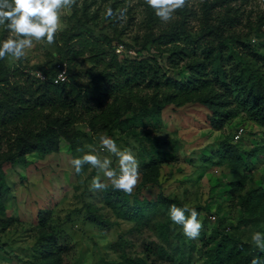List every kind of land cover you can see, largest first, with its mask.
<instances>
[{
	"label": "rangeland",
	"instance_id": "374dc122",
	"mask_svg": "<svg viewBox=\"0 0 264 264\" xmlns=\"http://www.w3.org/2000/svg\"><path fill=\"white\" fill-rule=\"evenodd\" d=\"M108 7L115 12L122 9L126 12L122 18L106 19ZM75 17L84 20L93 34L106 35L119 58L152 53L177 79L188 77V59H177L171 44L163 46L162 50L167 51L158 56L147 40L172 30H180L182 36L183 30L196 37L205 21L219 25L222 34L217 40L222 44L221 55L229 56L232 64L247 68L264 81V64L252 59L243 47L246 44L264 56V0H229L228 3L188 0V5L168 23L156 18L143 0H77L72 9L62 10L58 32L70 28ZM11 36V32L0 26V41ZM176 44L183 46V41ZM61 57L56 44L40 41L26 50L25 58L4 61L8 71L16 68L32 75L51 69ZM67 66L70 72L84 75L90 64L79 57ZM80 80L86 84L85 76ZM83 95L90 96L91 92L86 90ZM210 113L208 107L198 102L168 104L160 114L157 127L149 124L136 127V135L124 127L107 131L91 128L85 120L73 119L68 137L75 139L73 153L62 140L58 151L42 157L28 154L26 163L2 161L7 189L1 195L0 264H40L49 242L46 238L51 236L63 246L60 264H202L206 250L214 246L207 244L212 232L227 233L249 243L251 233L264 234V219L259 216L263 204L247 201L249 209L253 208L250 213L241 203L249 191L264 186V130L240 110L220 129H215L208 119ZM65 115L66 112L54 113L48 119L42 118V125L55 116L52 125L61 133ZM239 128L243 131L235 139ZM0 134L3 136L0 152L5 156L12 154L8 148L16 133ZM100 135L112 138L122 150L131 149L140 163V179L130 195L132 198L140 193L146 199L145 217L139 221L116 214L109 203L114 199L111 186L102 191L90 190L92 177L98 175L96 169L85 165L76 174L69 163L93 148L97 150L93 154L108 156L99 150ZM153 145L171 158L148 165ZM227 146L239 157L230 156ZM110 158L115 166V157ZM238 181L241 183L236 184ZM102 182L108 183L103 178ZM161 202L195 208L204 226L199 237L186 238L180 226L173 224L167 215L170 205L164 208ZM88 215L107 224L93 223Z\"/></svg>",
	"mask_w": 264,
	"mask_h": 264
},
{
	"label": "trees",
	"instance_id": "16d2710c",
	"mask_svg": "<svg viewBox=\"0 0 264 264\" xmlns=\"http://www.w3.org/2000/svg\"><path fill=\"white\" fill-rule=\"evenodd\" d=\"M228 1L219 0V3ZM221 30L219 25L212 26L205 21L201 33L196 37L183 30V36L180 30H172L147 40L158 56L167 51L162 50L163 46L171 44L174 45L172 53L177 59H188V77L185 79L170 75L152 53L138 58H119L111 40L104 34H93L80 17H75L70 28L57 32L54 44L62 55L56 61H65L69 65L81 57L89 62L90 67L84 75L68 70L66 81L54 83L52 68L40 71L45 75L42 80L28 71L16 68L8 71L4 59L0 60V132L16 133L8 148L12 154L5 156L0 152V213L3 211L2 191L7 189L2 161L26 163L28 154L42 157L51 151H58L62 140L73 153L75 139L68 138L73 119L85 120L91 128L107 131L124 127L136 135V127L147 124L157 127L166 105L181 106L198 102L210 109L208 119L215 129H220L236 110H240L264 130V81L261 77L253 76L247 68L232 64L229 56L221 55L222 44L217 40L222 34ZM178 40L183 41V46H177ZM243 47L252 59L264 64L263 55L246 44ZM225 63H229L228 68ZM84 76L85 85L80 80ZM86 90L91 92L90 96L83 95ZM63 112L66 115L60 125L62 134L52 125L55 116L42 125V118L48 119L54 113ZM2 139L0 134V141ZM226 151L230 156L239 157L233 148L227 146ZM170 158L160 147L153 145L147 164L157 165ZM111 193L114 199H110L109 203L119 217L132 221L145 217L146 199L140 193L132 198L113 188ZM249 200L255 202L254 205L263 204L259 216L264 219V186L249 191L242 199L241 203L246 205V209H249ZM168 203L161 202L160 205L164 208L173 205ZM249 210L253 213V208ZM87 218L101 226L107 224L92 215ZM46 240L49 242L40 264H60L59 255L63 246L53 236ZM211 243L214 246L206 250L202 264H250L256 257L264 261V252L253 249L251 243L230 234L212 232L207 237V244Z\"/></svg>",
	"mask_w": 264,
	"mask_h": 264
},
{
	"label": "clouds",
	"instance_id": "9594fccd",
	"mask_svg": "<svg viewBox=\"0 0 264 264\" xmlns=\"http://www.w3.org/2000/svg\"><path fill=\"white\" fill-rule=\"evenodd\" d=\"M76 4L77 0H0V26L13 34L0 41V60L12 58L19 61L25 58L26 50L31 49L34 42L46 41L49 45L53 44L59 30L62 10H70ZM143 4L162 23H168L179 10L188 5V0H143ZM125 12L126 9L115 12L108 7L105 18L119 19ZM99 150L109 155L102 158L93 154L97 151L93 148L82 156L70 159L69 163L75 173L80 174L84 166L89 165L98 173L91 179L90 190L102 191L111 186L114 190L132 195L140 179V163L135 154L128 148L122 150L107 135L99 136ZM110 157H115V166ZM102 178L108 183L102 182ZM167 215L173 224L180 226L188 239H197L204 227L198 219L199 213L193 207H177L173 204ZM250 239L256 249L264 252V234L255 231L251 233ZM250 264H264V261L256 257Z\"/></svg>",
	"mask_w": 264,
	"mask_h": 264
},
{
	"label": "built area",
	"instance_id": "2783aa9c",
	"mask_svg": "<svg viewBox=\"0 0 264 264\" xmlns=\"http://www.w3.org/2000/svg\"><path fill=\"white\" fill-rule=\"evenodd\" d=\"M52 71L54 72L53 75V82L54 83H61L67 80L68 78V66L65 61H55L53 63ZM36 76L40 79H45V75H43L40 71L36 72ZM243 129L239 128L234 135L235 139H239L241 136Z\"/></svg>",
	"mask_w": 264,
	"mask_h": 264
}]
</instances>
